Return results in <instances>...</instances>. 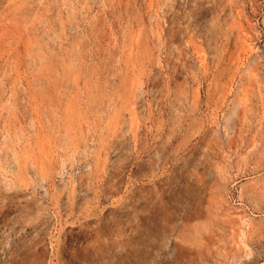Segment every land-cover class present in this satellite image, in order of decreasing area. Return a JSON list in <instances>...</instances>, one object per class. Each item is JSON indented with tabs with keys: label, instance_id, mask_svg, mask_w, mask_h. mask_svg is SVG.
<instances>
[{
	"label": "rangeland",
	"instance_id": "1",
	"mask_svg": "<svg viewBox=\"0 0 264 264\" xmlns=\"http://www.w3.org/2000/svg\"><path fill=\"white\" fill-rule=\"evenodd\" d=\"M0 264H264V0H0Z\"/></svg>",
	"mask_w": 264,
	"mask_h": 264
}]
</instances>
